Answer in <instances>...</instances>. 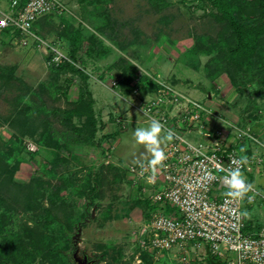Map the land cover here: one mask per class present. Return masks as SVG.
I'll return each mask as SVG.
<instances>
[{
    "label": "rangeland",
    "instance_id": "1",
    "mask_svg": "<svg viewBox=\"0 0 264 264\" xmlns=\"http://www.w3.org/2000/svg\"><path fill=\"white\" fill-rule=\"evenodd\" d=\"M61 1L71 12L73 18H69L73 24L84 29L85 35L94 34L92 39L85 38L77 46L76 60H73L88 75L87 85L77 73L53 71L45 58L44 47L33 48L12 38V32L0 31V66L16 65L13 86L10 90H0V147L7 148L14 138L16 128L9 123V118L22 105L30 107L28 113L41 110L40 117L49 123L47 137L18 133L16 147L21 148L23 161L14 177L26 182L36 174L50 182V186L42 190V206L36 207L35 212L11 209L8 220L2 223V232L21 231L24 222L32 225L43 221L49 233L65 235L64 223L68 220L72 231L64 254L71 264L205 262L208 246L201 239L188 240L184 245L175 243L161 250L150 243L148 246L141 244L147 242V234L141 232L149 221L145 200L156 203L148 198V191H142L141 179L128 171L130 164L151 157L143 145L135 143L133 132L137 127L147 126L152 119L166 116L165 123L179 126L176 130L192 142L205 140L204 131L217 129L226 132L221 135L224 138L230 135V141L235 130L233 123L243 121L241 115L248 110L257 112V116L245 119L255 137L249 142V148L262 161L248 177L259 194L251 203L245 202L243 210L249 213L246 219L251 221V226L264 222V94L245 88V94L239 96L223 69L214 75L206 74L204 64L209 55L194 51V45L204 34L218 35L219 25L209 14L213 9L210 3L105 0L101 8L105 15L93 23L81 16L77 0ZM9 3L10 0H0V9H7ZM48 18L45 17L43 29H40L42 37L57 38L61 17L54 14ZM97 24L105 27L98 29ZM127 61L135 65L130 72L132 88L129 92L116 85L120 78L119 65ZM251 75V72L243 73L238 78L248 81ZM23 83L30 86L31 92L20 91L18 87H23ZM155 83L158 84L156 89L153 88ZM163 84L184 96L178 100L158 101L165 103L156 111L157 118H151L142 109L145 101L155 97ZM245 85L251 84L248 81ZM85 88L92 94L94 113L99 121L92 141L85 138L84 132L77 135L71 131L58 112V107L68 106V102L78 98ZM248 92L250 102L247 101ZM186 98L199 102L205 109L201 110L199 118L189 117L183 122L179 121L177 105L189 104L191 114L196 107ZM79 119L82 118L76 116L73 121L78 124ZM188 122L190 130H187ZM77 137L84 143H73ZM31 151L37 154L33 156ZM95 172L99 173V179L92 190L91 178ZM68 175L73 179L72 184L58 187ZM6 183L9 186L5 187L6 194L16 196V184ZM22 204L17 198L16 206L22 207ZM166 211L169 213L171 209ZM37 255L33 264H47L40 249Z\"/></svg>",
    "mask_w": 264,
    "mask_h": 264
},
{
    "label": "trees",
    "instance_id": "2",
    "mask_svg": "<svg viewBox=\"0 0 264 264\" xmlns=\"http://www.w3.org/2000/svg\"><path fill=\"white\" fill-rule=\"evenodd\" d=\"M11 1V0H10ZM27 0H17V6L22 7ZM63 3V1L59 0ZM80 3L81 16L85 17L87 21L93 22L96 18H101L105 13L101 10L104 6L105 0H77ZM107 1V0H106ZM201 5L205 2L212 6L210 11L211 17L218 23V35L217 37L204 34L200 41L195 43L194 51L204 52L209 55L208 60L204 64L205 72L208 75H214L219 70L227 71L231 83L235 86L239 96L245 94V88L248 91L259 92L264 94V0H197ZM102 2V3H101ZM64 4V3H63ZM65 5V4H64ZM91 6L90 9H87ZM63 9L62 12H56L51 10L50 12L39 15L32 23V29L40 36L43 29V23H45V17H51V15L57 14L61 17V28L56 32L57 38H52L56 44L64 46L68 55L72 60H76L77 46L85 39L93 38L94 34L91 32L85 35L84 29L78 28L73 24V21L69 18L72 17L71 12H68V8ZM48 18V19H49ZM49 21V20H48ZM99 29L105 26L96 25ZM100 28V29H101ZM13 33V37L19 41V31L13 27H5L0 31ZM29 44L36 48L34 42L31 40ZM51 50L45 54L47 60H51ZM50 68L53 71H70L71 73H77L83 80V83H87L88 75L85 74L83 69L77 67L74 62L62 61L58 64L50 62ZM118 65V64H117ZM15 64H5L0 66V90H10L13 86V77L15 75ZM135 69V65L128 61L119 65L120 78H118V86L123 91L129 92L131 90V75L130 72ZM251 72L249 76V82L251 85H245L248 81L240 80L238 76L243 73ZM16 77V76H15ZM14 77V78H15ZM115 82V81H114ZM21 83V81L19 82ZM87 85V84H86ZM43 85H41L42 87ZM158 84L155 83L153 88H157ZM20 91L26 93L31 92V88L28 84L23 83V87H18ZM33 90V89H32ZM257 90V91H256ZM247 101L250 102L249 92L247 94ZM94 99L88 88L81 91L79 97L71 100L68 106L58 107V112L62 114L63 122L73 132L78 134H86L89 141L95 136L96 131L99 129L98 118L94 113L93 107ZM27 103V102H24ZM22 105V104H21ZM29 106L27 104L22 105L21 109L9 118L11 125L16 128L14 138L6 146L7 148L0 147V264H33L39 257L37 255V249H40L43 253V260L47 264H71L70 259L66 256L65 249L69 247L68 238L72 231V226L68 220L65 221V235H55L48 231L47 224L43 221H37L30 225L24 222L21 231H9L2 232V223L8 220L11 209L20 212L22 208L28 211H34L36 207L42 206V198L44 193L42 190L46 186H50V182L42 176L33 174L31 178L26 181H19L15 179V170L19 168L20 163L23 161L21 155V148L16 147L18 133H24L28 135H36L47 137L46 131L49 123L40 117L41 110H37L34 113H28ZM247 108V107H246ZM246 110V109H245ZM81 122L78 124L73 121L74 117ZM257 116L256 110H251L242 114L243 121L238 120V124L242 127H246V117ZM241 119V118H240ZM246 119V120H245ZM42 127V128H41ZM250 131L251 126H249ZM45 140V139H44ZM252 138L246 136L242 141L237 144L239 151L242 154H252V150L249 148V142ZM71 141V140H69ZM68 142V141H67ZM76 144H83L84 141L80 137L72 141ZM77 145V146H78ZM243 149V151H241ZM36 151V150H35ZM31 151V154L35 156L37 152ZM50 166V165H49ZM99 173L95 172L92 175L93 181L92 190L96 183H98ZM12 181L16 184L15 195L22 200V207H17V198L14 195L6 194L5 187L9 188L6 182ZM250 181V180H249ZM73 179L68 175L61 180L58 187L72 184ZM68 186V185H67ZM53 191H57L56 189ZM55 203V201H53ZM65 203L64 201H60ZM147 203V214L151 210L157 207V204ZM166 208H170L165 205ZM12 212V211H11ZM109 217V215H108ZM262 222H258L259 227ZM256 226V225H255ZM256 226V227H257ZM247 228H251V221H247ZM66 231V232H65ZM57 237L56 241L53 238ZM49 239V240H48ZM54 241V242H53ZM45 264V263H44ZM196 264H228L225 260H222L217 255L212 254L207 247V254L205 262H197Z\"/></svg>",
    "mask_w": 264,
    "mask_h": 264
},
{
    "label": "built area",
    "instance_id": "3",
    "mask_svg": "<svg viewBox=\"0 0 264 264\" xmlns=\"http://www.w3.org/2000/svg\"><path fill=\"white\" fill-rule=\"evenodd\" d=\"M64 8L59 0H27L22 7L17 6V0H11L7 9H0V29L13 27L19 31L18 39L22 44H29L31 40L37 49L44 47L47 53L51 50L49 63L73 62L64 46L43 38L32 29V23L39 15L51 10L62 12ZM182 95L170 85L163 84L155 97L145 101L142 110L151 118H157L156 111L165 103L158 101L178 100ZM185 100L196 107L191 114L189 104L177 105L181 116L179 121L199 118L201 110L205 109L202 104L188 98ZM166 120V116H161L160 121L174 131L175 138L163 146L168 157L163 166L153 172L147 167L150 157L142 161L143 168L139 163L128 167L132 175L141 179L142 191H148V198L157 204L150 211L149 221L141 232L147 234V242L141 244L148 246L150 243L153 248L161 250L175 243L184 245L188 240L201 239L212 254L227 259L228 264H264V222L249 229L246 217L240 215L244 211L243 204L254 201L258 189L254 186L248 194L251 200L224 195L228 191L223 182L225 170L235 167L234 160L241 156L248 158L249 163L242 169L248 181L249 173L262 161L253 153L242 154L237 147L246 136L255 138L249 126L233 123L235 130L231 142L230 135L221 136L226 134L221 129L206 130L203 132L205 140L192 142L176 130L179 126L169 125ZM187 125L190 130L189 122ZM165 205L170 207L169 213Z\"/></svg>",
    "mask_w": 264,
    "mask_h": 264
},
{
    "label": "clouds",
    "instance_id": "4",
    "mask_svg": "<svg viewBox=\"0 0 264 264\" xmlns=\"http://www.w3.org/2000/svg\"><path fill=\"white\" fill-rule=\"evenodd\" d=\"M175 138V133L171 128L158 119H152L147 126L137 127L133 132V139L136 144L143 145L150 154L151 159L147 161V167L153 172L157 167L163 166L167 160V155L162 145H166ZM243 151V149L241 150ZM140 167H145L142 161H137ZM235 167L226 169V175L223 177V182L228 188L224 193L227 198H235L244 200L246 197L251 200L252 197L248 194L252 191L254 184L249 182L244 175L242 169L249 161L246 156H241L233 161ZM244 217H249V213L245 210L240 213Z\"/></svg>",
    "mask_w": 264,
    "mask_h": 264
},
{
    "label": "flooded vegetation",
    "instance_id": "5",
    "mask_svg": "<svg viewBox=\"0 0 264 264\" xmlns=\"http://www.w3.org/2000/svg\"><path fill=\"white\" fill-rule=\"evenodd\" d=\"M80 252H81V255H82L83 254L82 250Z\"/></svg>",
    "mask_w": 264,
    "mask_h": 264
}]
</instances>
